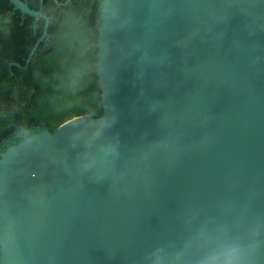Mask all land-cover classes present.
I'll list each match as a JSON object with an SVG mask.
<instances>
[{
  "label": "water",
  "instance_id": "obj_1",
  "mask_svg": "<svg viewBox=\"0 0 264 264\" xmlns=\"http://www.w3.org/2000/svg\"><path fill=\"white\" fill-rule=\"evenodd\" d=\"M96 47L101 114L0 151V264H264V0H102Z\"/></svg>",
  "mask_w": 264,
  "mask_h": 264
},
{
  "label": "trees",
  "instance_id": "obj_2",
  "mask_svg": "<svg viewBox=\"0 0 264 264\" xmlns=\"http://www.w3.org/2000/svg\"><path fill=\"white\" fill-rule=\"evenodd\" d=\"M0 0V151L37 129L102 112L93 63L102 0ZM35 48L34 52L31 51Z\"/></svg>",
  "mask_w": 264,
  "mask_h": 264
},
{
  "label": "clouds",
  "instance_id": "obj_3",
  "mask_svg": "<svg viewBox=\"0 0 264 264\" xmlns=\"http://www.w3.org/2000/svg\"><path fill=\"white\" fill-rule=\"evenodd\" d=\"M201 264H241L238 250L230 249L222 254H210L203 258Z\"/></svg>",
  "mask_w": 264,
  "mask_h": 264
}]
</instances>
